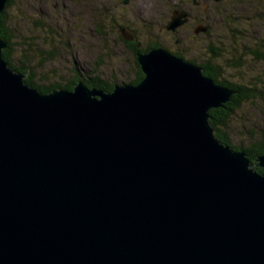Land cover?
<instances>
[{
	"label": "water",
	"instance_id": "water-1",
	"mask_svg": "<svg viewBox=\"0 0 264 264\" xmlns=\"http://www.w3.org/2000/svg\"><path fill=\"white\" fill-rule=\"evenodd\" d=\"M6 47L0 264H264V154L255 165L210 121L236 90L159 47L137 52V84L107 91L82 76L45 93Z\"/></svg>",
	"mask_w": 264,
	"mask_h": 264
},
{
	"label": "rangeland",
	"instance_id": "rangeland-1",
	"mask_svg": "<svg viewBox=\"0 0 264 264\" xmlns=\"http://www.w3.org/2000/svg\"><path fill=\"white\" fill-rule=\"evenodd\" d=\"M97 1L13 0L7 8L6 22L14 37L12 62L29 66L26 76L29 74L42 86L67 84L76 75L93 77L96 71L111 84L131 83L136 57L121 41L119 27L137 29L143 47L151 41L166 44L168 40L159 28L172 13L169 1L131 0L125 4L111 0L103 8ZM44 3L46 7L41 6ZM85 5L90 8L84 10ZM138 6L142 7L144 16ZM41 10L47 16L41 15ZM147 18L151 23L143 22ZM30 42L33 43L29 45ZM185 51L190 57L202 56L192 47ZM219 52L224 53L216 59L223 68L221 78L247 84L255 95L243 102L228 126L233 144L248 145L264 129V61L242 56L241 51ZM238 58L243 63L240 66L235 65ZM257 77L260 81L255 80Z\"/></svg>",
	"mask_w": 264,
	"mask_h": 264
},
{
	"label": "flooded vegetation",
	"instance_id": "flooded-vegetation-1",
	"mask_svg": "<svg viewBox=\"0 0 264 264\" xmlns=\"http://www.w3.org/2000/svg\"><path fill=\"white\" fill-rule=\"evenodd\" d=\"M110 1L99 0L97 2L103 8ZM121 1L119 0V2ZM130 1L128 0V3ZM167 1H169V10H172V13L169 19L159 28L160 33L164 34L166 41L168 40L166 44L151 41L143 47V41L137 29L130 26L119 27L121 41L135 54L137 60L136 72L132 82H140L145 76L138 61L137 52H146L152 48H166L173 54L199 65L202 67L205 75H207L206 73L215 74L216 76L212 77L215 81L234 82L221 78L223 68L216 59L218 60L219 56H222L224 53L219 52V50L241 51L240 54L242 56L247 55L260 62L264 61V0ZM116 4L117 2H115ZM41 6L46 7L47 5L44 3ZM92 7L94 8V6ZM138 7L141 9L139 10L141 12L143 10L142 7ZM88 8L90 7L84 6V10ZM175 10H181L187 16L186 21L182 25L178 26L175 30H171L166 25L171 20ZM40 14L47 16L48 13H42L41 10ZM141 14L144 16L143 11ZM147 19L148 21H145ZM147 19L143 22L151 23L149 18ZM121 28L134 30L137 33V38L134 40L124 39ZM125 32L128 34L127 30ZM153 34L157 35V33ZM189 47L195 48L202 56H188L185 50ZM243 58L241 57L242 60ZM241 59H237L236 66L243 64ZM255 80L260 81V78L257 77ZM235 83L247 85L242 82Z\"/></svg>",
	"mask_w": 264,
	"mask_h": 264
},
{
	"label": "trees",
	"instance_id": "trees-1",
	"mask_svg": "<svg viewBox=\"0 0 264 264\" xmlns=\"http://www.w3.org/2000/svg\"><path fill=\"white\" fill-rule=\"evenodd\" d=\"M11 1V2H10ZM13 3V0H9L7 3V7L4 10V12L0 15V39H3L7 43V47L4 50V57L6 61H8L11 68L24 72H27V69L29 66H18L15 65L12 62L13 59V53L15 51V46L13 44V32L9 29L7 26V8H9ZM29 40V38L26 40H23L24 43H26ZM15 43V42H14ZM33 42H30L29 45H31ZM30 50H34L33 45L30 46ZM137 61V60H136ZM137 63V62H136ZM26 70V71H25ZM79 72V71H78ZM207 75L211 77H215L216 75L213 73H206ZM77 77H81V75H76L69 83L67 84H51V85H39L37 84L33 78L29 74L25 77L26 83L30 84L34 88L38 89L40 92H50L53 89L57 87H63L67 89H72L75 82L78 81ZM88 86L98 89H103L107 91H111L114 89V86L116 83H109L105 79H102L101 76L96 71L95 76L93 77H86ZM143 79V78H142ZM141 79V80H142ZM216 82L220 84H224L227 87H230L233 90H236L237 92L232 96V99L225 103L223 106L219 108H213L210 110V116H211V124L215 129L216 135L220 138V140L224 144H229L233 148L237 150H244L248 157L253 161L255 165H257V158L264 154V129L261 131L260 135L254 138L251 143L248 145H235L233 144V141L230 137L228 126L229 121L235 115L237 110L241 107L244 101L248 100L249 98L255 97L253 93V89L247 85H243L240 83L235 82H226V81H218ZM134 84H137L139 82H131ZM256 171L259 173H264V168L260 166H256Z\"/></svg>",
	"mask_w": 264,
	"mask_h": 264
},
{
	"label": "bare ground",
	"instance_id": "bare-ground-1",
	"mask_svg": "<svg viewBox=\"0 0 264 264\" xmlns=\"http://www.w3.org/2000/svg\"><path fill=\"white\" fill-rule=\"evenodd\" d=\"M11 2V1H10ZM35 23V22H34Z\"/></svg>",
	"mask_w": 264,
	"mask_h": 264
}]
</instances>
